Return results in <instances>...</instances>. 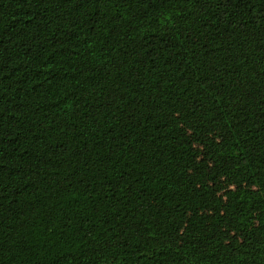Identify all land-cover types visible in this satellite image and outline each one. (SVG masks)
<instances>
[{
    "label": "trees",
    "instance_id": "1",
    "mask_svg": "<svg viewBox=\"0 0 264 264\" xmlns=\"http://www.w3.org/2000/svg\"><path fill=\"white\" fill-rule=\"evenodd\" d=\"M0 264H264V0H0Z\"/></svg>",
    "mask_w": 264,
    "mask_h": 264
}]
</instances>
